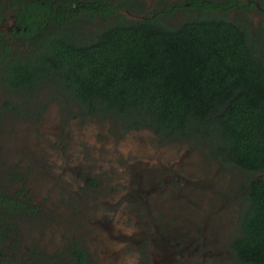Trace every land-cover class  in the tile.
<instances>
[{"label": "flooded vegetation", "instance_id": "1", "mask_svg": "<svg viewBox=\"0 0 264 264\" xmlns=\"http://www.w3.org/2000/svg\"><path fill=\"white\" fill-rule=\"evenodd\" d=\"M164 1L161 0L162 3ZM201 1L213 2L218 6L210 11H204L200 7H192L191 0H175L170 3V6L156 7L150 15L144 16L141 20H163L170 26L172 21L169 22V19L179 11L193 12L196 16L203 13L204 15L224 17L225 14L231 15L235 12H247L246 14H248L249 10H254L264 16V2L260 0ZM92 2L89 0H0V86L2 85L0 88V115L9 117L14 114H21L24 111L29 113L28 107L26 109L25 105L24 108H20L13 104L16 96H20L22 99L32 98L37 96L41 88L50 85L49 83L54 85L53 88L56 91L57 87L62 90L60 78L52 76L49 71H46L44 76L34 77V79L25 76L19 77L17 71L22 70L23 73L24 69H34L40 65L52 68L53 64L50 61L53 57L51 53H54V43L63 36H69L72 39L74 35L80 33L87 39L85 36H88V33L85 32V35L78 25L85 19H94L89 18L87 15L89 9L94 8L90 5ZM108 4L109 1L106 0L105 5ZM113 4L115 5V3ZM96 6L100 12L103 11V6L99 4ZM63 14L64 16H62ZM111 17H116V15L114 14ZM61 18H64L66 24L61 25ZM98 18L96 17V19ZM100 18L104 20L103 15ZM245 18L244 20L241 18V21L238 22L232 17V21L249 32V40L264 62V26L260 28L259 25L255 24L252 30L251 27L247 26L248 23L243 22L249 20L247 16ZM261 18L259 17L260 22ZM187 19L188 17H185L179 21L178 25ZM99 30L96 28V34L99 33ZM90 33L94 35V30H91ZM47 58H50L49 61L44 62ZM10 80L40 81L33 82L32 86L29 85L28 81L24 84L21 83L22 85L19 84V87L13 88L10 86ZM75 108L77 109L78 106ZM80 113L81 116L102 119L114 117L90 114L84 109ZM36 115L39 116V112ZM119 126L120 128L116 133H113L112 129L103 130L94 127L90 133V136H92L91 141L88 137L86 142L84 139L81 141L88 149L83 150L84 153L82 152L80 156L65 153L68 152L65 149L67 144L62 137H59L58 144L53 150L51 149V153V150L45 152V154L41 152L43 146L38 149L31 146L30 152L26 151L29 159H31L30 163L34 164L39 173L44 177L52 178L50 183L56 193L55 201H50L53 206L59 209L56 212L57 217H52L53 210L49 209L50 219H48V215L47 219L41 217L36 229L43 232V227L39 225L50 220L49 230L55 228V231L60 235L65 234L66 243L63 246L58 244V246L63 248L65 257L69 255L72 264H87L88 253L80 245L81 239L97 240L98 236L102 235L104 237L102 231L105 227L108 228L109 234L121 243L133 236L137 240L138 246L135 250L139 249L142 254L139 255V257L142 256L140 260H144L143 263L145 264H184L186 261L184 259L185 251H189L190 256H193L194 259L197 252L201 248L206 249L207 245L210 248L201 254L204 257L202 262H205L206 257L231 254L238 262L243 264L234 249V242L241 233V222L250 207L249 187L253 181L260 179V177L254 179L252 174H247L237 166L225 164L219 160L221 165L234 167L247 174L249 180L238 190L231 188L238 198H234L232 193L231 195L226 193L221 198L222 203L214 206L217 198L219 202L221 201V194L217 196L216 192H211L216 190L213 181L198 182L189 180V177L194 172L196 173L192 162L185 163L182 160L176 161L171 158L161 161V154L156 159H146L155 154V151H157L156 146L160 142L171 143L174 140H165L151 128L128 127L124 122ZM144 129L150 131L153 135L152 138L146 142L143 141L145 139H139L141 142L137 146L128 147L125 153L114 151V144L117 142L114 139L119 141L128 131V133H133ZM4 132L5 130L0 132V138L4 137ZM5 133L7 134L5 135L6 139L0 144V150L5 149L7 154L13 155V149H17L19 151L14 152V155H18L16 158H21V155L25 154L24 150H21L20 146H17L10 138L12 142L7 140L9 132ZM106 142H109V144ZM78 148L82 150L81 147L78 146ZM18 178L17 180L20 182L25 180L22 175ZM111 183L112 188L117 186L118 199L115 205L105 203L104 206L107 209L105 214L96 217L93 203L95 195L104 193L105 188L107 189L106 185L109 188ZM23 186L24 183L20 184V190H18V186H13L9 193H4L0 189V253L2 254H4L6 242L9 244V232L11 231L7 220L17 214L21 217L24 212L30 213L32 219L37 218L36 209L40 205L31 202L29 184L27 183L25 186L27 188ZM36 188L38 189V187ZM23 189H25L24 193H21ZM79 190L84 193L83 202H81V194L77 193ZM16 191L20 192L13 193ZM109 191H112V189ZM42 194L44 197V192ZM75 197L80 201L76 202ZM239 197L246 200L247 209L241 220L236 223V227H234V230L236 229L239 234L234 237L228 246L231 249L230 253V251L223 248V245L219 244L220 242L224 243V239L218 241L216 232L224 227L226 221L229 222L228 214L231 215L239 210L237 206ZM53 199L54 197H52ZM71 202L73 207H75V204H82L79 212L81 213L80 218H77V212H74L73 209L72 213L69 212ZM206 202L209 203L208 206ZM216 206L219 208L216 209ZM45 208L48 209L47 206ZM118 211L123 213V216H118L116 214ZM43 214L46 215L44 212ZM89 220L94 221L91 224L92 227L87 223ZM202 223H204L203 226ZM90 235L92 236L90 237ZM101 242L104 244L105 251L109 252V246H106L103 239ZM105 257L112 258V261L115 259L111 255ZM216 261L215 257L213 263L210 260L212 264H215Z\"/></svg>", "mask_w": 264, "mask_h": 264}, {"label": "trees", "instance_id": "2", "mask_svg": "<svg viewBox=\"0 0 264 264\" xmlns=\"http://www.w3.org/2000/svg\"><path fill=\"white\" fill-rule=\"evenodd\" d=\"M191 1L204 11L218 6ZM105 4L93 1L87 12L104 17L94 38H59L52 68L18 70L19 77L49 71L87 113L151 128L165 140H210L223 163L262 173L249 187L250 207L234 249L243 264H264V62L249 32L227 17L203 13L175 27L119 14L112 23L115 6ZM28 81L40 80H10V86Z\"/></svg>", "mask_w": 264, "mask_h": 264}, {"label": "rangeland", "instance_id": "3", "mask_svg": "<svg viewBox=\"0 0 264 264\" xmlns=\"http://www.w3.org/2000/svg\"><path fill=\"white\" fill-rule=\"evenodd\" d=\"M89 1H99L103 2L104 0H89ZM109 2L115 3V8L113 11L115 12L116 17L112 18V23H116L115 19H117L118 14L127 20L131 21H139L144 16L150 15L156 7L160 6L161 8L170 6L171 2L175 0H165L164 3L161 0H108ZM182 1V0H177ZM264 2L263 0H260ZM247 13V12H246ZM235 12L233 14H225L224 17H227L231 20L232 17L238 22L249 18L248 21H243L248 23V27L253 30L255 24L260 28L264 26V16L255 12L254 10H249V13ZM196 15L193 12L189 11H179L171 16L169 19L170 26L178 25L179 21L184 19L185 17L193 18ZM259 17L261 18V22L259 21ZM260 22V23H258ZM104 20L101 18H94L93 20L85 19L80 22L78 25L81 31L88 33L87 39L94 38L96 34V28L102 29ZM94 30V35L90 32ZM86 35V34H85ZM47 87H43L38 91L37 96H33L32 98L22 99L20 96L14 97V105H17L20 108H24V105L28 111H24L21 114H14L13 116L6 117L4 115H0V132L5 130V132H9L7 136V140L13 141L20 146L21 150H24L25 154L21 158H16L18 155H14V152L19 150L13 149V155L7 154L6 150H0V189L3 190L4 193L10 192L13 186L17 187L20 190V184L24 183L25 187L27 183L30 186V195L32 203H36L40 205L36 209L37 218H31V214L24 212L21 217L19 214L12 217L10 220H7L9 224V229H11L9 244L4 245V254L0 253V264H72L71 259L67 256L65 257V252L61 246L66 243L65 234L60 235L54 229H48L50 227V220L46 221L45 224L42 223L39 226L43 227V232L36 229L38 227V221L41 217L47 219L49 218L48 210L52 209V217H57L56 212L59 210L57 207L53 206L51 201H55V193L54 187L50 183L52 178L44 177L39 173V170L35 168L33 163H30V160L27 152H30L31 146H34L36 149L40 147H44L41 152L45 154V152L49 150H53L55 146L58 144L59 137H62L64 142H66L67 146L65 147L68 152L66 154H80L87 150V146L82 144V139L91 141L92 136L90 133L92 132L94 127H98L99 129L107 130L112 129L113 133H116L119 130V124H122L123 121L117 117L111 118H96V117H87L81 116L80 112L82 109L78 103L70 96L67 95L63 89H59L57 87L54 89V85L49 83ZM61 86V84H60ZM2 85L0 86V88ZM62 88V86H61ZM1 98V97H0ZM78 108L76 109L75 107ZM45 110V111H41ZM37 112H39V116H37ZM41 114V115H40ZM122 121V123H120ZM119 126V127H118ZM4 132L1 133L4 135L3 138H0V144L6 139ZM129 132V131H128ZM126 132L121 139L118 141L114 139V151L125 153L126 149L130 146H137L139 139L146 142L150 138H152V134L148 130H138L133 133ZM25 135V137H23ZM58 135V136H57ZM61 135V136H60ZM139 135V138H138ZM57 136V138H56ZM11 140H10V139ZM67 141H66V140ZM56 140V141H55ZM11 141V142H12ZM112 141V140H110ZM109 141V142H110ZM142 141V142H143ZM109 142H106L109 144ZM81 147L82 150L80 148ZM49 148V149H48ZM27 149V150H26ZM50 151V153L52 152ZM155 154L150 155L146 159L157 158L159 154H161L160 160L163 159H172L176 161H184L187 163L188 161L192 162V165L195 166L194 174L189 177V180L200 181H213L215 182L216 190L211 191L212 193L220 195V200L227 193L234 198H238L237 194L234 193L233 189H239L242 185L248 182L247 174H244L242 171L235 169L234 167H230L227 165H221L220 159H217L213 154V143L210 140H195V139H182V140H174L171 143H165V141L160 142L158 146H156ZM133 151V149H132ZM43 155V154H42ZM15 156V157H14ZM143 158V155L141 156ZM79 158V157H78ZM138 158H140L138 156ZM10 161V162H9ZM29 161V162H27ZM30 163V164H29ZM22 170V171H20ZM22 175L25 177V182L18 181V177ZM254 179L258 177H262L263 174H252ZM17 182H14V181ZM113 180V179H112ZM111 180V182H112ZM109 185V182L107 183ZM105 188L104 193L96 194L94 203V214L97 216H101L105 214L106 207L104 204L115 205L116 200L118 199L117 195V186L109 188ZM38 187V189L36 187ZM27 188V187H25ZM36 188V189H35ZM112 189V191H109ZM230 189V191H228ZM24 190L21 193H24ZM20 192V191H19ZM18 191L13 193H19ZM44 192V197L43 193ZM3 193V192H2ZM77 193L81 194V202L84 198V193L82 190H79ZM15 195V194H14ZM52 197L54 199L52 200ZM230 197V196H227ZM216 199V197H215ZM51 200V201H50ZM238 201V199H236ZM75 201L79 202L80 200L75 197ZM80 202V203H81ZM222 203V200L214 203L215 205ZM208 202L206 205L208 206ZM82 205V204H81ZM79 204H75L73 207L72 202L70 205L69 212L72 213V209L77 213V218H80V206ZM48 207V209L45 208ZM107 206V205H106ZM238 209L233 214H228L229 222H225L224 227L222 229L217 230V239L218 241H224V243L220 242L219 244L223 245V248L227 251L231 249L228 248L229 244H231L234 237L238 236V232L234 227H236V223L238 220L240 221L243 215L246 212L247 204L244 198L239 197V203L237 204ZM219 207L216 206V209ZM212 209V208H211ZM46 213V215L43 214ZM82 212V211H81ZM118 216H123V213L120 211L116 212ZM236 217V221H235ZM93 220H89L87 223L91 225ZM205 223V222H204ZM202 223V226L203 224ZM120 224V223H119ZM182 224V223H181ZM180 224V225H181ZM179 225V226H180ZM178 226V225H176ZM92 227V225H91ZM49 230V231H48ZM239 231V230H238ZM93 232V231H92ZM104 237L98 236L97 240L94 239H81V246L88 253V262L87 264H145L144 260H140L139 255H142L139 249L135 250L137 246V240L133 238V236L124 242H120L113 238L108 231V228L103 229ZM92 235H90L91 237ZM94 237V236H93ZM104 240L106 246H109V252L105 251L103 247V243L101 240ZM61 244V246H58ZM210 248L209 245L206 246V249L201 248L199 252H197L196 256L193 259V256H190L189 251L184 252V259L188 261V263L184 264H212L213 259L215 257V264H241L233 257L231 254L222 255V256H214V257H206L205 262H202L204 257L201 254ZM62 251V252H61ZM2 254V255H1ZM113 256L115 259L112 261V258H106L105 256ZM61 258V259H60ZM55 259V260H54ZM143 259V258H142ZM211 260V262H210Z\"/></svg>", "mask_w": 264, "mask_h": 264}]
</instances>
